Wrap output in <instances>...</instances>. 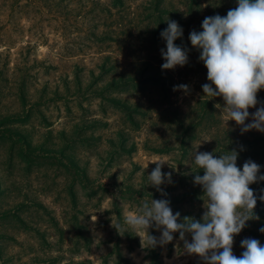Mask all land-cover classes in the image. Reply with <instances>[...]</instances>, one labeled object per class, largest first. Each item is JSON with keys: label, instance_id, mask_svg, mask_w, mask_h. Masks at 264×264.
I'll return each mask as SVG.
<instances>
[{"label": "rangeland", "instance_id": "rangeland-1", "mask_svg": "<svg viewBox=\"0 0 264 264\" xmlns=\"http://www.w3.org/2000/svg\"><path fill=\"white\" fill-rule=\"evenodd\" d=\"M236 6L0 0V264H203L184 253L178 232L163 247L142 249L112 222L151 197L169 200L180 220L200 219L202 188L193 180L203 170L186 164L195 150L218 156L219 145L264 133L241 134L234 121L226 127L215 107L222 99L203 96L207 69L188 39L205 17ZM167 19L182 27L174 43L188 50V63L174 69L161 68ZM257 99L264 103V89ZM157 159L171 166L162 167L172 173L163 195L146 185ZM253 220L234 237L236 256L249 231H259Z\"/></svg>", "mask_w": 264, "mask_h": 264}, {"label": "clouds", "instance_id": "clouds-1", "mask_svg": "<svg viewBox=\"0 0 264 264\" xmlns=\"http://www.w3.org/2000/svg\"><path fill=\"white\" fill-rule=\"evenodd\" d=\"M236 3L224 16L205 17L202 31H190L188 39L207 69L208 83L201 86L203 96L208 100L222 99L223 103L215 107L223 113L226 127L228 121H234L241 126V134L252 129L264 132V103L257 99L258 91L264 89V0H236ZM182 35V27L167 19V27L160 32L166 42V50H160L162 69L188 63V50L174 43ZM174 87L186 90L188 86ZM258 103L261 106L250 114L249 108ZM250 116L251 122L245 123ZM238 155L235 149L218 156L195 150L192 163H186L191 168L194 165L197 173L203 170V175L196 174L193 180L202 188L204 211L200 219L186 216L180 220V213H173L169 200L151 197L124 215L122 223L112 222V226L121 236L125 232L138 236L142 249L163 247L178 232L184 253L198 256L203 264H264V244L258 239H242L240 246L244 250L240 256L233 253L235 235L246 226V221L258 219L254 209L258 199L264 201V194L257 197L249 187L264 180V175L259 174L261 166L248 159L238 167ZM149 162L155 167L147 175L146 185L163 195L160 186L172 182V173L162 172L163 165L169 163L163 159ZM150 229L159 230L160 236L150 234ZM259 231L264 233V227ZM186 234H190L191 242Z\"/></svg>", "mask_w": 264, "mask_h": 264}, {"label": "trees", "instance_id": "trees-1", "mask_svg": "<svg viewBox=\"0 0 264 264\" xmlns=\"http://www.w3.org/2000/svg\"><path fill=\"white\" fill-rule=\"evenodd\" d=\"M258 141H260V143L256 145L255 143ZM218 147L221 149L222 153L237 149L239 152L237 158L238 167H242L245 160L251 159L261 166L259 174L264 175V133H260V135H255L254 137H250V139H245L236 144L226 143L224 146L219 145ZM249 187L254 190V194H256L257 197L264 194V180L253 183L249 185ZM258 201H260V203H258L254 209L258 219H254L252 224H259L260 229L261 227H264V201L259 199ZM249 233L253 238L258 239L261 244H264V233H261L260 231H249Z\"/></svg>", "mask_w": 264, "mask_h": 264}]
</instances>
